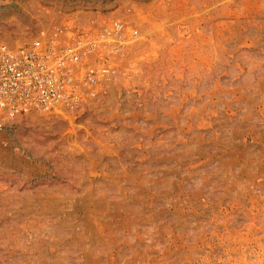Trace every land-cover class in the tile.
I'll return each mask as SVG.
<instances>
[{"label": "rangeland", "instance_id": "1", "mask_svg": "<svg viewBox=\"0 0 264 264\" xmlns=\"http://www.w3.org/2000/svg\"><path fill=\"white\" fill-rule=\"evenodd\" d=\"M79 39L77 99L0 105V264H264V0H0Z\"/></svg>", "mask_w": 264, "mask_h": 264}, {"label": "built area", "instance_id": "2", "mask_svg": "<svg viewBox=\"0 0 264 264\" xmlns=\"http://www.w3.org/2000/svg\"><path fill=\"white\" fill-rule=\"evenodd\" d=\"M82 43L81 39L76 46L66 43L60 51L39 40L17 51L1 47L0 105L47 110L77 99L80 84H93L99 76L94 67H80ZM93 45L86 50L93 52ZM102 71L107 73V67Z\"/></svg>", "mask_w": 264, "mask_h": 264}]
</instances>
